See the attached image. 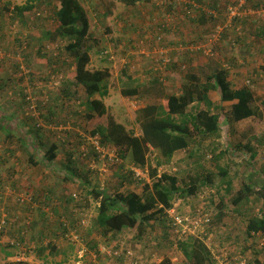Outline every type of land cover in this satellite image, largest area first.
Returning <instances> with one entry per match:
<instances>
[{
    "label": "rangeland",
    "instance_id": "rangeland-1",
    "mask_svg": "<svg viewBox=\"0 0 264 264\" xmlns=\"http://www.w3.org/2000/svg\"><path fill=\"white\" fill-rule=\"evenodd\" d=\"M30 1L32 12L17 14L14 8L29 0H0V121L9 125L5 132L0 129V170L11 168L19 173L16 177L14 172L6 171L5 177L0 174V220L5 216L7 221L0 231V264H7L14 256H21L20 262L27 264H127L128 259L118 246L121 241H125L124 247H130L134 256H138L139 264H159L163 258H168L170 264H186L182 251L175 244L174 237L179 238L175 232L172 241V228L168 226L170 215H159L150 220L143 227L140 239L135 236V228L105 236L96 226L99 201L90 190H105L112 195L142 194L144 185L150 186L153 178L166 169L167 173L177 177L179 185L184 186L189 179L184 183L182 178L189 171L183 169L190 165L194 168L195 163L185 164L182 151L174 155L172 168L169 167L171 164L156 167L157 155L155 151H148V161L142 167L148 169L149 175L142 173L146 179L143 182L130 172L135 166L129 152L121 158L114 146L108 144L104 145V152L98 158L93 157L96 140L90 130L104 125L107 116L98 118L94 115L92 119L85 116V90L68 78L75 60L65 49L67 40L43 36L44 32H53L58 26L55 11L59 0ZM78 1L90 25L87 45L91 46V62L88 68L109 70L108 82L104 81L107 95L102 97L107 113L135 135L140 134L137 121L140 108L158 104L170 93L180 94L192 83L202 84L222 68L228 71L233 89L249 86L254 92L252 105L258 113L237 122L230 116L232 102L220 101L217 90L209 92L211 107L202 102L189 107L190 114L200 109L221 114L218 132L196 140L200 142L201 153H205L203 169L197 173L214 174L216 169L225 167L228 173L224 176L223 186L229 183V188L214 194L210 190L212 186L206 184L199 196L184 199L177 196L171 207L184 213L199 206L210 210L213 219L208 237L198 234V230L195 234L202 236L216 261L240 254L254 264H264V245H259L245 232L248 218L260 217L264 211L262 197L251 196L238 205L240 208L231 205L237 188L245 183L243 177L251 175L257 188L264 186V0H246L245 5L252 8V13L243 14L242 19L230 23L216 42L208 39L211 28L226 23L228 6L238 4V0H151L136 5H125L117 0ZM183 1H194L196 7L204 3L205 6L186 14ZM215 9L223 13L221 18L202 21L206 17L210 19ZM163 22H166L164 27ZM158 36L160 40L156 39ZM161 47L164 49L160 50ZM209 49L210 54H207ZM102 50L108 53L103 54ZM164 55L170 58L169 64L174 65L166 70L156 69L162 67ZM133 86L138 87V94H121L122 89ZM93 98L100 97L96 94ZM27 117H32L33 121ZM33 123L35 128H32ZM6 131L12 134L7 135ZM259 140L261 142L256 146ZM52 143L57 145L56 158L48 163L44 156ZM237 143L250 146L245 145L244 151L238 154ZM231 147L235 148L234 152ZM251 147L259 151L254 166L248 159V148ZM69 151L75 156L74 167L80 173L74 182L68 180L65 167ZM216 151H222L219 157L215 156ZM29 156L43 162V165L38 163L42 167L37 165L35 168L37 173L43 168L40 180L28 178L27 173H23L35 166ZM152 169H156L154 177ZM257 171L260 172L258 175ZM191 174L193 179L199 180L193 171ZM85 181L89 185L85 186ZM25 201L34 206H18ZM38 202L42 205H36ZM220 202L224 204L219 205ZM216 206L222 207L220 214ZM23 207L25 209L20 210ZM15 214L17 217H12ZM81 218H85L83 226L79 223ZM76 225L83 241L67 242L62 232ZM175 228L173 226L172 231ZM81 245H85L86 251L84 257L78 259L77 251ZM109 251L112 255L107 254Z\"/></svg>",
    "mask_w": 264,
    "mask_h": 264
},
{
    "label": "trees",
    "instance_id": "trees-1",
    "mask_svg": "<svg viewBox=\"0 0 264 264\" xmlns=\"http://www.w3.org/2000/svg\"><path fill=\"white\" fill-rule=\"evenodd\" d=\"M117 1L125 5H136L137 3L149 2L151 0ZM197 8H201L202 10L203 5H199ZM14 9L17 14H22V12L29 13L32 12L33 4L29 0L28 3L23 6L17 5ZM55 15L58 19V26L53 32L47 30L44 32L43 36L46 39L65 38L67 40L65 49L69 53V56L75 60L74 69L68 73V78L72 82L81 85L85 90L86 96L84 100L85 105H87L85 116L90 119L95 116H98V118L107 116L104 125H99L90 130L91 135H98L100 144L103 147L104 145L112 144L117 155L121 158H125L126 153L129 152L133 166L146 170L148 175V169L142 167L145 166L148 161L146 158L148 151L151 153L155 151L157 155L155 156L156 167L164 166L163 164H171L169 167L172 168L174 155L182 151L184 153L183 161H185V164L190 165L191 163H195L194 168H191L190 165L183 169H187V172L189 171V173L187 174L186 172L187 175L182 178L184 183H186L187 178L189 179L188 184L184 186L178 184V179L175 175L167 173L168 169L155 177L156 169H152L151 174L154 177L152 184L150 186L149 184L144 185L142 194L130 192L127 194L118 193L112 195L105 190L91 189L90 193L99 201L95 221L97 228L101 230L102 234L106 236L111 232H125L135 228L137 229L135 236L137 239H140L143 227H145V224L148 225L150 220L156 219L159 215H167V217H169L166 210L173 205L172 201L177 196L181 199L189 196L197 197L203 192V186L206 184L207 186H212L210 190H212L214 194L220 192V189L221 191L224 190V188L227 190L229 188V183L223 186L224 176L228 173L227 168L225 169V167L221 166V168L216 169L214 174L208 173L200 175L197 173L198 170L203 169L202 164L204 161L202 159L205 153H201L202 149H200V142L196 140L199 138L203 139L209 134L212 135L218 132L221 114L211 113L209 109H200L196 113L190 114L188 113V109L194 103L199 102L204 103L207 107H211L213 104L209 99V92L217 90L220 94V101L232 102L230 106V116L233 122L255 116L258 110L252 105L255 95L250 87L243 86L233 89L228 80V71L222 68L207 77L206 82L202 84H197L198 82H195V84L192 83L190 87L185 88L180 94L170 93L166 95L160 103L148 104L140 108L137 115L140 134L135 135L126 130L122 124L116 122L115 119L107 113V107L102 100V97L107 95V87L104 85V80L109 75L107 69H88L91 46L89 44L87 45V41L90 25L85 10L78 0H59V7L56 9ZM212 15L211 17L209 16L210 19L206 17L203 18L202 21L208 20L212 22L216 18H221L223 13L215 9L212 11ZM238 20L239 19L233 20V23ZM104 51L105 50H102V53ZM172 65L174 64H168L164 69L166 70ZM179 67L180 66H178V68ZM183 67L185 68V65H183ZM193 78L195 81L198 80L197 77ZM138 92L137 86L121 90L123 96H133L138 94ZM96 94H98L100 98H93ZM65 96L67 97V95ZM29 119L33 121L32 117ZM1 122L2 121H0V128H8L9 125H3ZM20 122L23 123L24 121L22 120ZM36 126L38 125L36 124ZM32 128H35V124ZM32 128H30V130L34 131ZM8 131L10 130L8 129ZM8 131H6L7 135L12 134ZM258 142H261V140ZM245 145L246 144L242 145L237 143L236 147L239 149L236 153L239 154V151H244ZM248 146L246 145V147ZM231 148L234 152L235 148ZM92 149L94 150V148ZM248 149L250 153L253 152L252 147ZM56 150L57 145L55 143L50 144L45 151V161L51 163L56 158ZM93 150L92 152H94V155L92 156L98 158L99 154L96 150ZM221 153L222 151H216L215 156L219 157ZM250 153L248 154V159L252 160L253 155ZM224 154L225 152L222 155ZM66 157L67 164L65 167L69 174L68 180L74 182L75 178L80 176L78 168L74 167L76 165L74 160L75 156L69 151ZM29 158L32 164H37V161L33 160V156H29ZM251 166H253V164ZM192 171L194 177L199 178L198 181L193 179L191 174ZM130 172L133 175L131 168ZM212 178H214V180ZM85 182V186L89 185V182ZM201 196L204 197L203 195ZM251 196H261L264 198V186L260 188L256 187V189L253 190L250 184L242 183L241 186L237 188L235 196L231 200V205H233L234 208H240L238 205H242L243 202L248 200ZM209 201L211 200L209 199ZM223 204V202H220L219 205ZM216 208L218 214H220V208L222 207L216 206ZM199 209L203 210L209 216L210 221L205 228L210 232L209 227L212 226L213 216L210 210H208V208L206 209L204 206H199L195 210H192V212H196ZM261 213L262 215H260V217L250 216L248 218L245 232L251 239H253L252 233L264 234V211ZM165 222H167V220ZM168 226L169 229L172 228L173 230L174 225L172 224V220H168ZM172 230V241H174V233ZM36 238L38 239V236ZM174 239L176 240L175 244L182 251L186 259V264H217L215 255L211 249L197 236L189 235L185 239L177 237H174ZM20 240H22V237H20ZM168 240L170 241V232L168 233ZM227 245L230 246L231 243H227ZM51 247L54 249L53 246ZM38 250L42 251V247H39ZM20 263L27 264L26 262H17L15 264ZM159 264H170V260L168 258H163Z\"/></svg>",
    "mask_w": 264,
    "mask_h": 264
},
{
    "label": "built area",
    "instance_id": "built-area-1",
    "mask_svg": "<svg viewBox=\"0 0 264 264\" xmlns=\"http://www.w3.org/2000/svg\"><path fill=\"white\" fill-rule=\"evenodd\" d=\"M238 4H235L234 6H228L227 8V21L224 24L218 23L215 26H213L211 28V33L208 37L209 41H218L224 30L230 25V23L233 22V20L236 19H242L243 14H247V13H252V8L246 6V0H238ZM184 3V7L183 9L186 11V14H190L192 9L197 8L194 5V1H183ZM246 4V5H245ZM190 7H192L190 9ZM242 11V12H241ZM164 24L162 25V27H164L166 25V22H163ZM158 40H160V37L158 36V38H156ZM158 48V47H156ZM164 49L163 47L160 48ZM211 50H207L206 53L210 54ZM104 54H107L108 51L105 50L103 52ZM160 53V52H159ZM162 53V52H161ZM158 60V59H157ZM159 61V60H158ZM161 64L162 67L160 68H156V69H164L165 66L167 64L170 63V58L167 57L166 55H164V57L161 59ZM158 71V70H157ZM93 137L95 138V142L93 144L94 150L97 151V153L100 155V153L104 152V147L100 144V142H98L99 137L97 135H93ZM98 138V140H97ZM104 155V154H102ZM106 157V155L104 156V158ZM109 159H112L111 157H109ZM113 160V159H112ZM93 163V162H92ZM131 171L133 172V176L134 178H136L137 180H146L144 175H147L146 170H142L140 167H133L131 169ZM142 173H145L144 175ZM74 197H76V194H73ZM21 201H24V199H21ZM171 209H173V211L170 213L169 210L167 209L166 211L169 213L168 215H170L171 220H172V224L174 226H176L175 230L173 232H175V234L178 235L179 238L183 239L186 238L189 235L192 236H197L199 239L202 240V236H207L208 235V231L205 228L207 226V224H209V216L203 211V210H197L196 212H181L176 210V208L171 207ZM5 218V216H2ZM1 217V218H2ZM4 218H2L0 220V231L2 230L3 227H5L6 225V220H4ZM82 226L85 225V218H81L80 222H79ZM197 230L199 232H197ZM195 231L198 234L201 235H196ZM62 237L70 243H80L83 241V237L78 233V226H74V227H69L67 229H65L63 232ZM253 235V239L255 238L256 241L259 243V245L263 246L264 245V234L263 233H252ZM208 237V236H207ZM260 239V240H259ZM124 240V239H123ZM125 245V241H121L119 242L118 246H120V250L123 253V255L126 257V259H128L127 264H139V258L138 256H134L133 251L131 250L130 247H124ZM86 251V247L85 245H81V247L79 248L78 252V259L79 258H83L84 254ZM108 255H112V252H108ZM216 258V257H215ZM20 259L22 260L23 258L21 256H14L11 258V260L9 262H7V264H15L17 262H20ZM217 264H254L253 262L249 261L246 257H244L243 255L236 256V257H223L222 261L217 260Z\"/></svg>",
    "mask_w": 264,
    "mask_h": 264
},
{
    "label": "crops",
    "instance_id": "crops-1",
    "mask_svg": "<svg viewBox=\"0 0 264 264\" xmlns=\"http://www.w3.org/2000/svg\"><path fill=\"white\" fill-rule=\"evenodd\" d=\"M203 6H205V4L203 5ZM90 62H91V60H90ZM89 70H94V69H90V68H88ZM108 71V73H109V70H107ZM108 77H109V75H108ZM107 77V78H108ZM105 79L106 81L108 80V79ZM110 78H112L111 76H110ZM104 80V81H105ZM108 82V81H107ZM105 86H106V83L104 84ZM108 86H109V84H107ZM104 102V101H103ZM1 130H3L4 131V129L3 128H0ZM256 146L258 145L259 146V142H257L256 144H255ZM259 149V148H258ZM261 149V148H260ZM259 149V150H260ZM258 152L259 151H257V149H254L253 150V152L252 153H250V154H252L253 155V159L251 160L250 159V161L252 162V164H253V166H254V164H256V162H258ZM251 156V155H250ZM33 160L34 161H37V164H35V166H33V167H31L30 166V168H28V169H26L23 173L25 174V173H27V175L26 176H28V178H33V179H35L36 181L37 180H40L41 178H43V168H42V170L40 171V173H37V171H36V166L37 165H40V164H38V163H42V165H43V162H40L39 160H35L34 158H33ZM31 162V161H30ZM32 163V162H31ZM30 163V164H31ZM41 166V165H40ZM42 167V166H41ZM7 172H14L15 173V177H16V175H17V173H18V171L17 170H11V168H8L7 170H6ZM6 171H4V170H0V174H2L3 175V177H5L4 175H5V173H6ZM256 173V175H258L260 172H255ZM19 174V173H18ZM247 174V173H246ZM254 175V174H253ZM264 177V176H263ZM16 180H17V178H16ZM242 180L243 181H245V183H248V184H250V187L251 188H253V190H255L256 189V187H255V185L256 184H254L253 183V178H251V175L250 176H248V177H243L242 178ZM1 192V191H0ZM6 193V192H5ZM33 195H34V198H35V194L33 193ZM33 199V198H32ZM262 200H263V202H264V199L262 198ZM38 201V200H37ZM43 203H44V201H43ZM56 205H57V200H56V203H55ZM36 205H42V203L40 202H38V204H36ZM43 205H45V206H47V204H43ZM0 206H1V202H0ZM18 206H34V205H32L31 204V202L30 201H25V202H23V203H21L20 205H18ZM25 209V207H23V208H20V210H24ZM19 211V210H18ZM18 211H16V213H18ZM13 214H14V212H13ZM4 215V214H3ZM17 217V214H15V215H12V217ZM17 219V218H16ZM12 223H13V225L14 224H16V221L15 222H13L12 221ZM4 241V239L2 240V242ZM1 242V241H0ZM0 249H1V247H0ZM4 251V250H3ZM31 257V256H30Z\"/></svg>",
    "mask_w": 264,
    "mask_h": 264
}]
</instances>
